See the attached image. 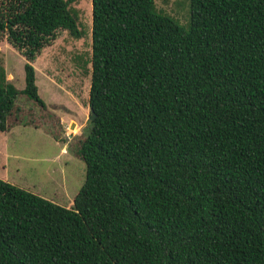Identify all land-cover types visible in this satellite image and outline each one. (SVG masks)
<instances>
[{
  "label": "trees",
  "instance_id": "obj_1",
  "mask_svg": "<svg viewBox=\"0 0 264 264\" xmlns=\"http://www.w3.org/2000/svg\"><path fill=\"white\" fill-rule=\"evenodd\" d=\"M67 0H0V133L23 97L45 109L33 63ZM88 105L70 208L0 180V264H264V0H189L180 25L154 0H92ZM91 115V114H90Z\"/></svg>",
  "mask_w": 264,
  "mask_h": 264
},
{
  "label": "rangeland",
  "instance_id": "obj_2",
  "mask_svg": "<svg viewBox=\"0 0 264 264\" xmlns=\"http://www.w3.org/2000/svg\"><path fill=\"white\" fill-rule=\"evenodd\" d=\"M154 2L158 11L182 26L187 24L189 0ZM69 7L82 38L75 40L67 32H59L32 64L45 109L21 97L9 120V131L0 133V180L64 208L72 207L85 181V165L74 150L84 138L90 118L92 52V0H71ZM25 63L6 39L0 40V64L18 90L25 85Z\"/></svg>",
  "mask_w": 264,
  "mask_h": 264
},
{
  "label": "water",
  "instance_id": "obj_3",
  "mask_svg": "<svg viewBox=\"0 0 264 264\" xmlns=\"http://www.w3.org/2000/svg\"><path fill=\"white\" fill-rule=\"evenodd\" d=\"M90 118H89V121H93L94 119H95V114L92 112V111H90Z\"/></svg>",
  "mask_w": 264,
  "mask_h": 264
}]
</instances>
